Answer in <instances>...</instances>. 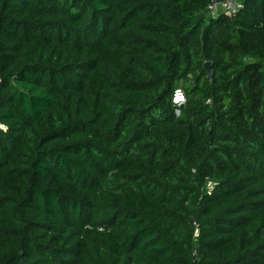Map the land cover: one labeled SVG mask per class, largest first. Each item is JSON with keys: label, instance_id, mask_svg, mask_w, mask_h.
Listing matches in <instances>:
<instances>
[{"label": "trees", "instance_id": "1", "mask_svg": "<svg viewBox=\"0 0 264 264\" xmlns=\"http://www.w3.org/2000/svg\"><path fill=\"white\" fill-rule=\"evenodd\" d=\"M222 1L0 0V264H264V0Z\"/></svg>", "mask_w": 264, "mask_h": 264}, {"label": "built area", "instance_id": "2", "mask_svg": "<svg viewBox=\"0 0 264 264\" xmlns=\"http://www.w3.org/2000/svg\"><path fill=\"white\" fill-rule=\"evenodd\" d=\"M242 7L243 0H224L222 2L212 3L208 8V13L211 17H217L220 14L235 16ZM182 96L183 94L181 93L180 97L177 98L178 101L180 100L178 106H181L185 103V99L181 98Z\"/></svg>", "mask_w": 264, "mask_h": 264}, {"label": "water", "instance_id": "3", "mask_svg": "<svg viewBox=\"0 0 264 264\" xmlns=\"http://www.w3.org/2000/svg\"><path fill=\"white\" fill-rule=\"evenodd\" d=\"M204 67L206 69L209 81L212 82V80H213V62L212 61L206 62L204 64ZM181 98L183 99L184 97L182 96Z\"/></svg>", "mask_w": 264, "mask_h": 264}, {"label": "rangeland", "instance_id": "4", "mask_svg": "<svg viewBox=\"0 0 264 264\" xmlns=\"http://www.w3.org/2000/svg\"><path fill=\"white\" fill-rule=\"evenodd\" d=\"M180 95H181V93H180V91L178 90L177 92H176V94H175V97H174V103L176 104V105H178L179 103H180V100L178 101V97H180Z\"/></svg>", "mask_w": 264, "mask_h": 264}]
</instances>
